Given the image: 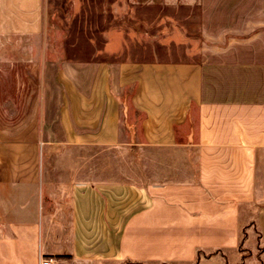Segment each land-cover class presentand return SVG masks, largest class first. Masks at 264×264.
<instances>
[{
  "label": "crops",
  "instance_id": "1",
  "mask_svg": "<svg viewBox=\"0 0 264 264\" xmlns=\"http://www.w3.org/2000/svg\"><path fill=\"white\" fill-rule=\"evenodd\" d=\"M45 2L0 0V37H47ZM129 3L94 1L87 57L30 49L39 103L0 137V264H226L243 231L264 247V0H196L173 62L107 23ZM119 148L142 152V182L79 155Z\"/></svg>",
  "mask_w": 264,
  "mask_h": 264
},
{
  "label": "rangeland",
  "instance_id": "2",
  "mask_svg": "<svg viewBox=\"0 0 264 264\" xmlns=\"http://www.w3.org/2000/svg\"><path fill=\"white\" fill-rule=\"evenodd\" d=\"M94 1L46 0L45 28H50L47 37L35 39L0 37V137H3L5 127L9 128L20 123L29 114V110L39 103L35 99L40 90L38 68L33 65L32 61L41 59L43 53L38 51V48L32 51L31 47L50 44L57 45L62 50L65 46L76 48L67 52L59 50V55H67L72 58H83L92 54L85 49H88L87 45L93 42ZM150 1L151 4H148L147 2ZM174 1L134 0L135 3L132 5L129 3L131 13L128 14L127 19L108 21L107 23L111 24L113 28H128L135 31L144 28L148 30L145 34L148 35L150 41L151 62H173L180 58L183 60L188 57L189 51H182L179 48L181 46L174 44V40L177 42L180 38L183 40L184 33L189 31V24L192 29L191 33L195 30L196 0H192L190 5H188L189 0L185 1L186 5L181 3L183 0H176V3ZM108 28L109 26H107V30ZM78 48L81 51L77 50ZM182 48L184 47L182 46ZM193 128L192 121L189 127L191 134H193ZM58 154L59 152L53 151L49 156ZM79 155L84 156L87 160L99 158L101 160L100 170L103 175L104 171L115 173L116 175H112V178L117 181L128 179L142 182L146 177L143 165H141L142 152H129L119 148L102 149L96 152L86 151ZM177 157L179 156L174 154L175 162L180 161ZM181 163L180 180L189 182L192 180L191 175L194 173V167L186 158L185 152L181 154ZM91 167L92 165L87 163V172ZM175 174L177 175L178 172ZM244 233L243 241L238 246L241 259L235 261L230 256V260L226 264H246L247 261V264H258L257 260L259 264H263L260 261L259 253L263 251L264 247L259 245L258 251H256L254 237L248 240L245 247L246 231Z\"/></svg>",
  "mask_w": 264,
  "mask_h": 264
},
{
  "label": "built area",
  "instance_id": "3",
  "mask_svg": "<svg viewBox=\"0 0 264 264\" xmlns=\"http://www.w3.org/2000/svg\"><path fill=\"white\" fill-rule=\"evenodd\" d=\"M40 264H57V261L52 258H43L41 259Z\"/></svg>",
  "mask_w": 264,
  "mask_h": 264
},
{
  "label": "trees",
  "instance_id": "4",
  "mask_svg": "<svg viewBox=\"0 0 264 264\" xmlns=\"http://www.w3.org/2000/svg\"><path fill=\"white\" fill-rule=\"evenodd\" d=\"M243 235H245V233H244V232H243ZM243 238H244V237H243ZM242 241H243V239L241 240V242H242ZM241 242H240V244H241ZM240 244H239V245H240Z\"/></svg>",
  "mask_w": 264,
  "mask_h": 264
}]
</instances>
